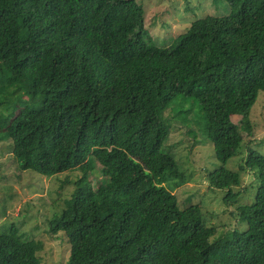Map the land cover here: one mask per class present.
<instances>
[{
    "label": "trees",
    "instance_id": "obj_1",
    "mask_svg": "<svg viewBox=\"0 0 264 264\" xmlns=\"http://www.w3.org/2000/svg\"><path fill=\"white\" fill-rule=\"evenodd\" d=\"M225 1L228 14L197 18L159 47L137 0H0L2 137L20 170H81L47 227L69 241L66 264H264V155L249 148L240 165L255 187L230 212L244 231L215 238L200 206L181 207L166 184L184 179L168 123L193 136L197 123L219 162L209 185L225 190L226 206L239 195L240 173L224 164L264 92V0ZM95 162L108 182L93 186ZM40 247L12 224L0 233V264H42Z\"/></svg>",
    "mask_w": 264,
    "mask_h": 264
},
{
    "label": "rangeland",
    "instance_id": "obj_2",
    "mask_svg": "<svg viewBox=\"0 0 264 264\" xmlns=\"http://www.w3.org/2000/svg\"><path fill=\"white\" fill-rule=\"evenodd\" d=\"M144 9V28L153 43L159 47L168 46L173 38L183 33L190 23L206 15H225L230 6L225 0H137ZM0 86V97L2 88ZM188 103V101H186ZM188 104L183 106L187 108ZM1 108V106H0ZM190 116L200 120L198 104H193ZM250 132L241 131L243 144L236 155L224 166L239 171L240 184L232 188L239 191L236 203L226 206L223 202L225 190L209 185L207 175L219 166L201 124H193L195 136L180 122L171 121L166 147L179 162L184 179H170L167 187L176 195L181 207L187 203L198 204L207 226L215 228V238L228 229L244 231L247 223L238 221L230 212L239 205L253 201L255 187L252 171L240 169L248 149L264 155V92L258 91L255 102L248 114ZM232 121L239 127L241 115H234ZM192 126V125H191ZM201 128V129H200ZM5 125H0V233L17 227L28 239L41 244L37 252L42 264H66L70 243L62 232L47 231L48 221L61 211L64 201L70 197L75 181L81 176L79 168L69 169L52 176L41 175L32 170H20L12 153L11 142L2 137ZM88 175L93 186L106 183L107 178L95 162Z\"/></svg>",
    "mask_w": 264,
    "mask_h": 264
}]
</instances>
